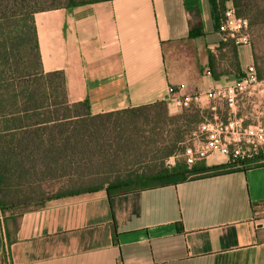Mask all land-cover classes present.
<instances>
[{
  "label": "crops",
  "instance_id": "obj_1",
  "mask_svg": "<svg viewBox=\"0 0 264 264\" xmlns=\"http://www.w3.org/2000/svg\"><path fill=\"white\" fill-rule=\"evenodd\" d=\"M229 2L249 22L250 45H236L235 57L220 31ZM34 20L44 72H64L70 104L88 101L92 115L160 101L175 115L180 97L231 86L251 66L264 76V0H107ZM219 55L228 70H218ZM250 102L247 123L264 120V97ZM67 183L35 207L0 214V264H264V166L57 197Z\"/></svg>",
  "mask_w": 264,
  "mask_h": 264
},
{
  "label": "trees",
  "instance_id": "obj_2",
  "mask_svg": "<svg viewBox=\"0 0 264 264\" xmlns=\"http://www.w3.org/2000/svg\"><path fill=\"white\" fill-rule=\"evenodd\" d=\"M103 1L0 0V214L17 190L52 181L71 183L57 197L101 190L112 196L264 166V153L167 164L185 150L190 125L213 122L218 106L214 113L193 104L172 115L160 101L92 115L88 101L70 104L64 72L43 70L34 15ZM224 47L236 56L235 41Z\"/></svg>",
  "mask_w": 264,
  "mask_h": 264
},
{
  "label": "built area",
  "instance_id": "obj_3",
  "mask_svg": "<svg viewBox=\"0 0 264 264\" xmlns=\"http://www.w3.org/2000/svg\"><path fill=\"white\" fill-rule=\"evenodd\" d=\"M223 18L220 28L223 42L227 43L232 40L235 41L236 45H250L248 36L249 22L237 16L233 3H228L223 12ZM184 88L185 86H181V89ZM170 93H174L173 88H170ZM244 96L251 98V100H261L264 97V79L259 78L254 66L249 67L240 81L231 86L207 92L202 96H183L175 101L180 108H189L194 103L201 107L202 99H207L209 107L215 113L217 112L215 101L218 100L224 102L233 114V119L226 126L219 123L218 114H215L213 122H207V124L204 123L202 125V128L207 131H212L215 126L217 128L220 127V130L225 129V131H228L230 129L233 143H221L218 139L211 142L207 150L201 152H195L190 147L185 148L183 156L188 165L195 164L198 160L209 154H217L224 157L232 155L233 158L244 160L264 153V120L259 118L256 123L247 124L245 122L246 119L239 117V104ZM229 145L232 146V150L229 148Z\"/></svg>",
  "mask_w": 264,
  "mask_h": 264
},
{
  "label": "rangeland",
  "instance_id": "obj_4",
  "mask_svg": "<svg viewBox=\"0 0 264 264\" xmlns=\"http://www.w3.org/2000/svg\"><path fill=\"white\" fill-rule=\"evenodd\" d=\"M88 1V0H86ZM229 55V54H228ZM230 56V55H229ZM226 60V57L224 55H219V59L217 62V66H218V70L219 71H226L229 69V67H227L228 65H231L232 61L227 63L228 65H226L224 63V61ZM260 68L264 71V60H260ZM234 67V62L233 65ZM259 76V75H258ZM264 78V76H263ZM243 100L240 101L239 104V108H240V112L239 115L241 116H245L246 117V121L245 122H249L251 121L252 118V105H251V98H247V97H243ZM216 105L219 107V114H218V119H219V123H222L223 126H226L227 124L230 123L231 119H233V114L231 113V110L228 108V106L221 101H215ZM195 106H200L196 103H194ZM201 108H207V107H201ZM205 110V109H202ZM205 116L207 114H204ZM207 122L210 123V121H206L204 123L207 124ZM204 123H201L198 127L196 124H191L190 125V134H188L186 136V141L184 144L185 148H192L195 152H201V151H205L207 150V147L209 146V144L215 140H220L221 143H227L229 144V142L233 143V136L231 135V130L229 129L228 131L224 130H220V127H214L212 129V131H207L204 130L202 128V125ZM248 124V123H247ZM197 127V129H196ZM224 128V127H223ZM226 137V139H225ZM229 148L232 150V146L229 145ZM183 152H179L178 155H176L175 157L170 158L167 161V164L169 166H174L176 164V162L178 161H182L184 162V156H183ZM232 157V155H229L228 157H224V156H220V155H213V154H209L206 155L205 157H203L202 159L198 160L197 162L200 161H205L207 164H221V163H225L227 161H229V159ZM233 158V157H232ZM236 159V158H235ZM102 180H94L91 182V184H97ZM70 184L67 183V180H61V181H52L49 182L47 184H44L42 186L41 190H35V191H30L27 192L25 195L22 196H16L14 199L16 200V202L11 203L9 206H7L6 208L2 209V216L5 217L7 215H10L11 213H22L26 210H28L30 207H35L38 202L41 199H46V198H51L54 195L57 194L58 191L61 190V188L64 187H69Z\"/></svg>",
  "mask_w": 264,
  "mask_h": 264
}]
</instances>
